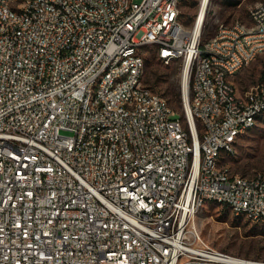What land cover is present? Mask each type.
Masks as SVG:
<instances>
[{
	"label": "built area",
	"instance_id": "built-area-1",
	"mask_svg": "<svg viewBox=\"0 0 264 264\" xmlns=\"http://www.w3.org/2000/svg\"><path fill=\"white\" fill-rule=\"evenodd\" d=\"M182 1L0 0V264H264L194 225L207 201L264 220V172L221 159L264 115V81L232 82L264 0L203 43L209 0L191 26ZM148 45L188 76L181 112L143 82Z\"/></svg>",
	"mask_w": 264,
	"mask_h": 264
},
{
	"label": "rangeland",
	"instance_id": "rangeland-1",
	"mask_svg": "<svg viewBox=\"0 0 264 264\" xmlns=\"http://www.w3.org/2000/svg\"><path fill=\"white\" fill-rule=\"evenodd\" d=\"M262 0H209L205 13V27L201 42L215 33L214 18L229 23L232 20L249 22V11ZM199 0H183L179 7V20L191 26L199 10ZM188 21V22H187ZM145 66L143 82L161 95L175 111L182 110V73L178 60L165 63L159 59L152 46H143ZM258 81H264V52L232 77L238 93ZM179 90L180 100L174 98ZM232 155H224L223 164L235 173L253 175L264 172V116L244 132L236 142ZM195 229L200 238L222 252L246 259L264 261V222L254 221L234 214L226 206L207 201L197 211Z\"/></svg>",
	"mask_w": 264,
	"mask_h": 264
},
{
	"label": "bare ground",
	"instance_id": "bare-ground-1",
	"mask_svg": "<svg viewBox=\"0 0 264 264\" xmlns=\"http://www.w3.org/2000/svg\"><path fill=\"white\" fill-rule=\"evenodd\" d=\"M205 3H206V0H204V2L202 4V10L205 7ZM200 21H201V18H198V21L196 24L197 26L200 24ZM187 82H188V76L186 75V72H184V73H182V86H183V91L185 92V94L187 92Z\"/></svg>",
	"mask_w": 264,
	"mask_h": 264
},
{
	"label": "trees",
	"instance_id": "trees-1",
	"mask_svg": "<svg viewBox=\"0 0 264 264\" xmlns=\"http://www.w3.org/2000/svg\"><path fill=\"white\" fill-rule=\"evenodd\" d=\"M188 22V21H187ZM174 98L177 100V101H179L180 100V92H179V90H174ZM264 116V115H263ZM262 116V117H263ZM227 207V206H226ZM228 209H229V207H227ZM237 215V214H236ZM254 221H257V220H254ZM261 221H263L264 222V220H261Z\"/></svg>",
	"mask_w": 264,
	"mask_h": 264
}]
</instances>
